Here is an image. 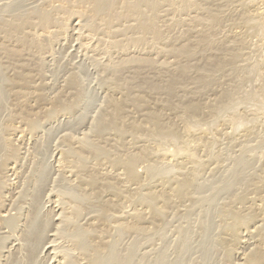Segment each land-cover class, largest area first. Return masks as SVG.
<instances>
[{
	"label": "rangeland",
	"instance_id": "obj_1",
	"mask_svg": "<svg viewBox=\"0 0 264 264\" xmlns=\"http://www.w3.org/2000/svg\"><path fill=\"white\" fill-rule=\"evenodd\" d=\"M137 1L140 2L143 0H118L115 6L116 7L115 10H117V13H119L121 10L123 12V7H122L123 4H125L126 2L133 3ZM145 1H147V3L149 4H152L155 7H153L152 9V7L150 8V6L149 7L144 6L142 8V14H141L142 17H139L140 15H138V17L136 15L124 16V18L122 19L123 21L120 20L122 22L109 20L107 19L106 16L105 18L104 15H102L103 14L102 12L98 13V15H96V18L91 17L94 16L91 12V10H93V5L88 0H78V1L77 0H1L0 1V8H1L0 9V21H1L0 22V91H1L0 92V212H2L1 209H5V210L7 209V211L9 212L8 215L10 216L9 218L12 217L15 218L19 216L16 215L17 212L19 214V211L16 208L17 203L21 199L18 197L19 193L21 192L22 188H26L25 182L26 180H28L27 179L28 176L30 177V173H33L35 168L40 166V164L48 163L49 165L48 172L50 174V177H49L48 191H50V189L53 190L52 188H55V186L59 185L60 188L63 186H66L65 188H71L73 192L75 191L74 195L80 192V190L78 189L80 183L76 182L78 180H75V176L71 175L72 176L71 177V176H67V173L65 175L61 173L57 168V162L60 161L61 159L60 155L64 151L70 149H75L78 151L79 149H82V146L81 148H79L80 143L88 142L90 145L85 148L86 152L84 151L82 152V155L84 157L83 159L85 160L82 159L84 161L83 165H82L83 161L82 160L80 161L82 165V169L78 170L80 171V174L78 173V171L76 170L75 171L78 173L81 179L83 178L84 181L88 180L90 176L93 174H95L96 179L98 178L97 180L100 181V184L109 181L112 184L110 186L112 190L110 191L109 189V191L112 193L109 194L105 193L106 194L105 195L103 192L99 190L92 196V199L90 200L84 199L83 201L86 200L84 203L82 201L84 210L81 211L82 213H80L81 215L78 218V221L81 222L79 224L84 226V228L86 225L87 226L89 225V222H91V218L93 219L92 215L93 214L96 215V213L93 212H91L92 214H89L90 210H92V207L93 210H95V208H97L95 206L99 205L98 203L101 204V201L104 200L105 203L106 201H110L111 199H113L114 206L111 205V207L113 208H108L111 209L110 211L108 210V212L101 211L100 213L102 215V212L104 213L106 212L105 213L106 220H108L109 223L106 224V227L110 228L111 230L110 233L109 230L106 228L108 231L107 233L110 234L109 236L107 235L108 236L107 241L109 240L110 243H114V241L118 242L120 240L118 243L115 242L117 247L116 250L120 251L122 249L121 252L123 254L126 253L127 249L130 246L131 248H133V250H135L136 248L135 245L139 243L140 245H138V247L139 249L141 248L140 253L147 252L148 253L147 255L153 258L156 255L155 254L156 251L159 253L160 252L167 253V255L170 256L169 259L171 263H173V261L176 260V257L178 255L177 251L181 247L180 245L184 244L185 246V242L188 240L187 241L188 244L186 242L187 244L186 248L188 247V245L189 247L187 249L184 248L185 249L183 254L184 258L181 259L182 261H180L182 263L184 260L182 264L243 263V261L240 258L241 257L240 253L242 252L250 253L251 251H253V249H255V245H256L255 230L257 227H261L262 224L260 221H258V219L250 222L249 225L247 226L248 227L247 229H249L250 231L249 234H247L248 232H245L247 231L246 229H240L239 231L240 238L245 239L247 243L244 245L241 243L237 246L234 245L235 247H232V250L229 251L228 249H226L227 248L226 243L223 244L222 242L223 239L224 242L230 241L229 239H231V237L229 238L228 237L229 235H227L225 232H226L227 224L231 223L232 221L229 219L227 215L224 214V211L230 207L236 206L238 210L241 211V213L244 211L242 214H245L247 211H249V213H254L255 211L258 210L261 204L260 202H255L256 192L254 191H256V189L254 188V185L251 184V182L252 183L257 182V178L259 179L264 168V115H263L264 109H262L263 112H260L261 109L257 111L258 108L256 106L250 105L247 102H245L247 101L245 99L249 95L252 94L254 95L255 92L259 94L261 91V87L264 84L263 82L264 76L262 77L264 72V67H263L264 65L262 60H264V57H262L261 54L258 53L259 52L258 45L260 44L259 41L260 38L258 36L251 37L249 39L247 38L246 39L247 41L245 40L244 41L245 43H242L243 39L241 37L239 38L237 37V34L239 32L244 31L241 28L242 26L241 18L243 15L242 12L243 10L241 9L239 2L241 0H192L193 2L195 1L197 4H199V9L185 7L183 3L184 0H169V1L145 0ZM188 1L190 2V0ZM212 11L217 12L220 19V22L215 26L210 27L208 24L200 25L199 23L195 22L196 20L194 18L196 17L206 22L209 13ZM43 12H48V14L50 15L52 21H51V28L49 30L51 31L49 33L50 35L48 34V37L47 36L44 38L40 37L42 38L40 39L38 36H40V33L41 34L44 33L43 30L41 29V24L40 21L38 20L39 18L37 17V15ZM147 15L149 17H146ZM16 18L18 21L15 23ZM146 20L149 22L148 23L149 28L146 31H140L139 29L140 24L146 22ZM150 22H152V24ZM92 24L93 26H90ZM101 25H103V27H101ZM153 25L155 26L156 29L158 28L157 30L160 33V38L158 39L155 37L154 29H151L154 28ZM14 27L17 28L19 27V29L16 32L14 31L13 33L12 32L10 33V31H13L12 29ZM202 33H209V35L211 36L210 39H213L211 40L212 45L204 50H195V52H193L194 54L191 57V62L190 60L186 61V59H183L181 60V63H187V62L192 63L193 66L200 68L206 63L205 62L206 59L213 60V61L210 60V62H217L220 60L224 61V66L222 68L224 72L222 70L213 71L212 73L214 72L215 73L214 75L211 73L212 78L210 77V80L212 81L211 83L209 82L208 86L198 87L193 83V79L198 78L200 76V72L193 70L189 74V76L187 75V77L183 80V84L181 85L183 89L181 90L179 89L174 97H170L169 95H167L165 91L155 92L147 88L139 87L140 84L142 83L140 81L146 79L156 84L165 85V82L168 80L169 76L172 73L176 72L175 71V69L177 70L176 64L180 61V59H177L172 55V51L174 49L180 48L182 45L185 44H195V42H197L198 39H200L199 37ZM22 37L27 38L28 45L20 49V47H18L19 45L18 39H21ZM34 38L36 40H34ZM102 38L104 41L102 40ZM223 47H224V51H223ZM231 53L237 55V57L239 58L237 59L238 61H236L235 66L234 65L232 66L230 63L227 62L229 61L228 59L230 58ZM127 59L129 60L147 59L149 61L151 59L152 63L147 65L142 61L141 63L134 61V63L136 62L134 64L133 61H131L127 64H123V62H125V60ZM117 66H121L120 67L121 72L119 71V75H118L119 78L117 77V79L124 80L125 83H124V87H122L123 89L116 90V87L112 82L113 77L111 75V71L114 67ZM157 67L159 69H157ZM107 69L108 70L111 69V70L108 71ZM227 72L228 74H226ZM258 73L261 76V78L258 76ZM18 74L29 75L28 77L31 80V81L29 80L30 85H34L35 87H37V90L40 93H42L47 99L45 104H42V102L38 99V97H36V95H31L28 98L25 97L19 98L18 96L15 95L14 93L15 90L13 88L14 87L13 80H15V76ZM72 77L76 78V86L73 87L70 85V80ZM228 81L231 82V83L229 82L231 85L228 84ZM242 83L244 86H241ZM225 93L228 94L230 93V95L235 100H237L236 101L237 105L235 108L229 109V112L230 113L232 112V115H230L227 109L226 112L229 114H226L224 112L223 116L234 117L235 115H239L247 118L248 115L249 119L247 118L248 119L246 120L247 124L243 128L233 127L232 122L234 120H222L224 117L222 118L213 117L210 113L206 112V114L203 116L204 120H200L198 122L199 123L198 127H201L202 131L205 130L204 132H206L208 130V132L206 133L201 132L200 133L201 136L199 135V133L196 135L193 134L186 135V133L184 132L183 124L181 123L180 120H176L175 115L179 114V112L174 111L175 113H171L172 114L171 115L170 112L164 111L165 113L168 114L164 118V120H162L163 123L166 124L165 126L171 129L178 130L184 137V140H194L196 138L202 137L203 140L202 146L204 147L202 148H198L196 146L190 147L191 150H193L191 152L197 157L199 156L198 158L200 161L202 160V163L199 166L200 168H198L197 176L194 180L193 186L190 189L187 198L174 199L175 201L173 203L175 204L174 205L175 207L173 206V204H171V206L166 208L167 210L165 209V211L164 210L162 211V214L160 213V216L151 215L150 212L147 213L149 210L144 206L140 205L141 200L139 201L138 199H140V197L142 198L143 194L150 191L149 190L150 186L154 187L159 183L158 180H160L159 177L160 170H168V168L170 167L169 168L170 171L168 170L167 176L171 179L172 177L179 175L178 174L179 167L177 166L175 167L176 162L173 163L171 159L164 161V159L161 160L162 158L159 159L154 157L156 156L158 144L160 145L161 142L157 141L159 139L153 140L152 137H150L149 128L151 130V127L146 122V120L140 119V117L137 114V111L133 109L135 111L133 112L132 108L130 109L129 107L130 101L132 102L133 100H136L135 98H137L138 99L137 103L139 102V104L142 106V107L139 106L140 108H144L146 105H150L152 103H157V102L160 105H166V103L168 104V102H172L175 105L181 106L183 104H186L190 100L200 101L202 104H206V103L215 104L216 102H219L223 98ZM220 96H222V98ZM235 96H237V99L235 98ZM242 96L244 97L241 100L240 97ZM119 97L120 99L126 101L127 103L126 105L128 107L126 106L127 109L125 108V114L123 116L124 121L118 120L117 122L118 125L122 128V125L125 124L123 125L122 130L124 129L125 131H128L134 125H139V123H141L139 126L142 127L144 123L146 127L143 126L142 131L138 134L142 142L138 141L140 140L138 138L131 137L128 132L127 134L125 133L124 136H120L119 135L120 132L118 131L113 132V130H110L109 132L106 131L105 128L103 127L105 121L103 120L104 119L103 116H105V114L109 111L110 108L109 101H111V99H117ZM129 97L132 100L129 99ZM72 105H75V107H73ZM68 106L71 108V110L66 109V107ZM178 110L181 111L180 108H178ZM44 111L46 113H44ZM162 112L163 110H161V113ZM164 112L162 114H165ZM258 113H259V117H254L255 114ZM29 123L34 125V128H30V130L33 131L29 130L28 128ZM250 128L251 131H249ZM18 129L21 131L23 129L24 131L21 132L18 131ZM14 130H16L15 133L12 136H10L12 134L11 132H13ZM204 134L206 135L204 136ZM116 135H119V137H117ZM8 140H11L10 141L12 143L11 149L8 148L7 145ZM67 140H71V143ZM165 145L168 152H170V154L175 153L177 149L179 150L181 147H183V144L181 145L178 144L177 146H175L173 144L167 143ZM153 147L155 148V150ZM143 151H147L149 155L147 157L146 156L142 157L143 155H141V153ZM105 153L106 155L107 154L109 155L110 160L125 161L133 155H138V157L141 156L142 158L141 157H140L141 159L139 158L140 160L138 162V165H136L135 167V170L137 171V172L135 171V173H138L137 175L139 176L138 182L134 183L129 181L130 183L129 182L126 183V180H124L123 183V181L117 179L116 177L118 173V168L116 170V168H113V166H111V164L106 162V160L104 159L102 161H104L105 164L102 163L101 161ZM158 159H159L158 162L155 161ZM237 160L243 161L244 163L243 171L240 168L241 166L237 168L238 171H234L236 170L235 165L237 164ZM4 161L5 163L9 161L8 165L16 161L17 164L16 162L15 164L17 167L16 169L18 171V175H13L14 173L8 170H5V173H3V169H1V165L4 163ZM107 163L108 165H106ZM157 165H159L160 167ZM163 165L166 167H164ZM155 166L157 169H159V173L155 175H151L149 172L148 174L147 171H149L152 167ZM188 166L191 167V165ZM256 168L259 169L256 170ZM208 172L210 173L208 174ZM169 173H171V176ZM238 173H242L241 177L243 184L241 182L240 183L238 182L240 186L235 179L231 178V177L236 178L237 177L236 175H238ZM11 174L13 177L11 176ZM82 174L84 175V177ZM184 174L183 176H181L182 178L184 177ZM63 177H65V179L68 180V182L70 179H68L67 177L69 178L71 177V181L72 182L74 181V184L72 183L70 185V183L69 184L65 182L63 183V181L61 180V178ZM73 177L74 180H72ZM228 178L235 180L234 182L229 179L230 183H232V189L230 191H225L224 192L225 194L224 193L222 194L224 190L222 192L221 191L216 192L215 188L218 187V185H220L221 182L226 181ZM245 178L247 180H245ZM58 180L60 182L62 181L61 184H59ZM17 182L20 186V189H16L17 191L14 189L16 192H13L11 196H8V193H6L8 188V183L10 184ZM53 183L55 185H53ZM18 184L16 185L17 188H18ZM233 185L235 186L233 187ZM245 186L247 188H245ZM233 188H234V192L232 193L233 194L232 195L231 192L233 191ZM119 191L122 192L121 193L122 195L125 194L123 196L126 197L124 198L123 201L116 202L112 194L114 195V193H119ZM214 191L216 193H214ZM17 192L18 194H15ZM139 193L141 196L138 195ZM81 194L78 193L76 197L79 196L80 199H82ZM238 194L239 196L237 198H240V196L242 198H247L245 202L246 204L244 203L246 206L243 204V208L241 205H236V202H234ZM48 195L50 196L49 198L47 196L45 199L46 208L43 210V214L45 213V210L49 208V205H51V203L48 204L49 200H47V198L48 199L52 198L54 201L57 199L55 192L54 194H49L48 192ZM100 196L102 198H100ZM6 197H8L9 199ZM248 199L250 201H248ZM250 202L251 203L253 202L252 205L250 204ZM23 204L21 205H23L25 208L22 206V208L24 209L21 211L20 214V216H22L21 217L22 219H23L22 212L26 211V209L28 208V205L27 204L25 205V202ZM252 208L254 210H252ZM139 209H141L140 213H142V211H145L147 209L142 214L144 216L145 215L147 216L148 214L149 217H151V220L153 216V221L156 220L155 223L152 224V226H151L150 218L146 220V223L150 224V225L146 224V227L148 226L147 233L141 234L138 237L137 236L138 234H135L134 231L122 230L123 231L122 233V231L119 230V228L117 227V224L114 225V220L117 221L118 219L121 218L126 219L127 220V221L125 220L126 222H131L133 219V215L135 214L134 212L135 211L139 212ZM118 211L120 213L122 212L121 213L122 217L120 216V213ZM104 213L103 216H105ZM108 213H110V218L107 217L109 216ZM130 216H132V218H130ZM111 218H113L114 220ZM22 219L19 220V224H18L19 227L17 226L18 228L15 231L8 229L7 225L8 224L11 225L12 222L6 223L5 221L0 220V237H4V239H0V250L6 246L4 248V251H7L8 250L7 248L11 246L10 243L14 240V237L17 238L20 235V229H22L21 225H23ZM206 219L209 220V223L208 222L205 223ZM87 220L90 221L88 222ZM229 220L230 222H227ZM163 222H165V224H163ZM166 224L167 226H165ZM207 224H208V228H207ZM149 227L151 229H149ZM178 227L180 229H178ZM187 229L189 230V232ZM194 231L195 233H197L196 235H194L195 234ZM124 232H126L125 233L126 235L124 234ZM18 233L19 235H17ZM117 237L120 238L117 239ZM184 237L187 238V240ZM91 238L92 236L88 237L90 241ZM177 239L180 240L181 242H183V240L185 241L181 243ZM59 244H61V242ZM193 245L194 248H192ZM223 247L225 248V250ZM202 252L206 254L205 259L202 256L203 255ZM185 259L187 260L185 261ZM206 260H208V262ZM1 263L3 262L0 261V264Z\"/></svg>",
	"mask_w": 264,
	"mask_h": 264
},
{
	"label": "bare ground",
	"instance_id": "obj_2",
	"mask_svg": "<svg viewBox=\"0 0 264 264\" xmlns=\"http://www.w3.org/2000/svg\"><path fill=\"white\" fill-rule=\"evenodd\" d=\"M1 1V0H0ZM78 1V0H77ZM89 2H91V4L93 5V10H91L92 14L94 16L91 17H95L96 15H98V13L102 12L104 15V17L106 16L107 19L109 20H115V21H120L124 18V16H132V15H136L138 17V15H140L139 17H142V8L145 7H155L152 4L147 3V1L143 0L140 2H126L125 4L122 5L123 7V12L122 10L117 13V10H115V6L118 2V0H88ZM169 1V0H166ZM51 2V1H50ZM204 2V1H203ZM236 2V1H235ZM240 2V7L243 10V15L241 18V23L242 26L241 28L244 30L243 32H239L237 34V37H241L243 39L242 43H245L244 41L248 38L251 37H256L258 36L260 38V44L259 46V52L261 54L262 57H264V0H241ZM8 3V2H7ZM6 3V4H7ZM12 3V2H11ZM27 3V2H26ZM184 6L185 7H191V8H198L199 9V4H197L195 1L193 2L192 0H190V2L188 0H184L183 1ZM122 4V3H121ZM18 5V4H17ZM35 5V4H34ZM32 5V6H34ZM37 5V4H36ZM59 5V4H58ZM152 5V6H151ZM235 5V4H234ZM238 5V3H237ZM40 6V5H39ZM52 6V5H51ZM183 7V6H182ZM184 7V8H185ZM1 9V8H0ZM35 9V8H34ZM46 9V8H45ZM79 9V8H78ZM206 9V8H205ZM61 10V8H60ZM146 10V9H143ZM150 10V9H149ZM148 10V11H149ZM204 10V9H203ZM207 10V9H206ZM155 12V11H154ZM158 13V12H157ZM222 14V13H221ZM17 15V14H16ZM101 15V16H102ZM145 15V14H144ZM100 16V15H99ZM37 17L39 18L38 20L40 21L41 24V29L43 30L44 34L40 33V37H48V34L50 33L51 30H49L51 28V18L50 15L48 14V12H43V13H39V15H37ZM52 17V16H51ZM105 17V18H106ZM145 17V16H144ZM143 17V18H144ZM146 17H149L148 15ZM82 18V17H81ZM98 18V16H97ZM102 18V17H101ZM235 18V17H234ZM129 19V18H128ZM146 19V18H145ZM200 25H204V24H208L210 27L215 26L216 24H218L220 22L219 16L217 14V12H210L208 19H206V22L198 17L194 18ZM21 20V19H20ZM100 20V19H99ZM190 20V19H189ZM17 18L15 23L17 22ZM86 21V19H85ZM123 21V20H122ZM120 21V22H122ZM153 21V19H152ZM1 22V21H0ZM143 22V21H142ZM82 23V22H81ZM118 23V22H117ZM148 21L146 20V22H143L140 24V31H146L149 26H148ZM152 24V22H150ZM162 23V22H161ZM189 23V22H188ZM90 24V22H89ZM110 24V23H109ZM112 24V23H111ZM79 25V24H78ZM113 25V24H112ZM90 26H93L90 25ZM152 26V25H151ZM154 26V25H153ZM80 27V26H79ZM101 27H103V25H101ZM111 27V25H110ZM162 27V26H161ZM128 28V27H127ZM223 28V27H222ZM19 29V27H14L12 30L10 31V33L12 32H16ZM89 29V27H88ZM93 29V28H92ZM114 29V28H113ZM124 29V27H123ZM154 34L155 37L158 39L160 38V33L158 32V28L156 29L155 26L154 28ZM150 29V30H151ZM202 29V28H201ZM212 29V28H211ZM220 29V28H219ZM238 29V28H237ZM121 30V29H120ZM177 30V29H176ZM109 31V30H108ZM153 31V30H152ZM204 31V30H203ZM210 31V30H209ZM217 31V30H216ZM227 31V29H226ZM24 32V31H23ZM26 32V31H25ZM173 32V31H172ZM176 32V31H175ZM80 33V32H79ZM102 33V32H101ZM108 33V32H107ZM188 33V31H187ZM216 33V32H215ZM237 33V32H236ZM16 34V33H15ZM38 34V33H36ZM54 34V33H53ZM25 35V34H24ZM31 35V34H30ZM35 35V34H34ZM50 35V34H49ZM90 35V34H89ZM111 35V33H110ZM179 35V34H178ZM177 35V36H178ZM199 35V34H198ZM10 36V35H9ZM19 36V35H18ZM32 36V35H31ZM30 36V37H31ZM52 36V35H51ZM88 36V35H86ZM132 36V35H131ZM138 36V35H137ZM170 36V35H169ZM181 36V35H180ZM197 36V35H196ZM221 36V35H220ZM33 37V36H32ZM116 37V36H115ZM210 35L209 33H202L200 35V39H198L197 42H195V44H185L182 45L180 48L174 49L172 51V55L177 58L180 59V61L176 64L177 66V70L175 69V73H172L168 80L165 82V85H160V84H156L153 83L149 80H142L140 82H142L140 84L139 87L141 88H147L151 91H155V92H159V91H165L167 93V95H169L170 97H174L175 94L177 93V91L180 89H183V87H181V85L183 84V80L187 77V75L189 76V74L194 70H196L197 72H200V76L198 78L193 79V83L195 85H197L198 87H205L209 85V82L211 83L212 80H210L211 73L213 71H217V70H222L223 66H224V61H217V62H210V60L206 59V63L202 66V67H195L192 65V63H181V60L186 59V61L191 62V57L194 54L193 52H195V50H204L206 48H209L212 45V41L213 39H210ZM219 37V36H218ZM36 38V37H35ZM34 38V40H36ZM87 38V37H86ZM122 38V37H121ZM177 38V37H176ZM190 38V37H189ZM29 39V37H28ZM42 39V38H40ZM49 39V38H48ZM114 39V38H112ZM111 39V40H112ZM179 39V37H178ZM38 40V39H37ZM55 40V39H54ZM65 40V39H64ZM103 40V38H102ZM110 40V41H111ZM119 40V39H118ZM189 40V39H188ZM27 38L22 37L21 39H18V47L24 48L26 47V45H28L27 43ZM30 41V40H29ZM77 41V40H76ZM89 41V40H88ZM99 41V40H98ZM104 41V40H103ZM156 41V40H155ZM159 41V40H158ZM183 41V40H182ZM247 41V40H246ZM36 42V41H35ZM79 42V41H78ZM187 42V40H186ZM217 42V41H216ZM224 42V41H223ZM222 42V43H223ZM38 43V42H37ZM40 43V42H39ZM145 43V42H144ZM241 43V44H242ZM41 44V43H40ZM39 45V44H37ZM250 45V44H249ZM82 46V45H81ZM217 46V45H216ZM222 46V45H221ZM4 47V46H3ZM150 47V46H149ZM163 47V45H162ZM219 47V46H218ZM249 47V46H248ZM7 48V47H6ZM5 48V49H6ZM74 48V47H73ZM87 48V47H86ZM100 48V47H99ZM105 48V47H104ZM112 48V47H111ZM169 48V47H168ZM171 48V47H170ZM34 49V48H33ZM58 49V48H57ZM81 49V48H80ZM93 49V48H92ZM91 49V50H92ZM95 49V48H94ZM125 49V48H123ZM166 49V48H165ZM228 49V48H227ZM7 50V49H6ZM9 50V49H8ZM26 50V49H25ZM28 50V49H27ZM35 50V49H34ZM67 50V49H66ZM168 50V49H167ZM220 50V49H219ZM17 51V50H16ZM68 51V50H67ZM78 51V50H77ZM223 51H224V47H223ZM227 51V50H226ZM225 51V52H226ZM243 51V50H242ZM245 51V50H244ZM7 52V51H6ZM150 52V51H149ZM204 52V51H203ZM222 52V51H221ZM5 53V52H4ZM23 53V52H22ZM36 53V52H35ZM102 53V52H101ZM166 53V52H165ZM11 54V53H10ZM80 54V53H79ZM107 54V53H106ZM105 54V55H106ZM156 54V53H155ZM197 54V53H196ZM195 54V55H196ZM255 54V53H254ZM12 55V54H11ZM14 55V53H13ZM104 55V56H105ZM165 55V54H164ZM87 56V55H86ZM90 56V55H89ZM96 56V55H95ZM103 56V57H104ZM220 57V56H219ZM222 57V56H221ZM247 57V56H246ZM144 58V57H143ZM158 58V57H157ZM210 58V57H209ZM213 58V56H212ZM257 58V57H256ZM137 59V58H135ZM139 59V58H138ZM159 59V58H158ZM237 59H239L237 57V55L235 54H230V58L228 59L229 61H227L228 63H230L232 66L236 65V61H238ZM250 59V58H249ZM88 60V59H87ZM169 60V59H168ZM110 61V60H109ZM133 61H137V62H144L147 65L151 64V59L149 60H132V59H127L125 60V62H123V64H127L129 62ZM154 61V60H152ZM167 61V60H166ZM213 61V60H212ZM252 61V60H251ZM263 61V65H264V60ZM115 62V61H113ZM156 62V61H155ZM154 62V63H155ZM106 63V62H105ZM136 63V62H135ZM134 63V64H135ZM175 64V63H174ZM173 64V65H174ZM226 64V63H225ZM259 64V62H258ZM164 65V64H163ZM169 65V64H168ZM227 65V64H226ZM75 67V66H74ZM109 67V66H108ZM120 67L121 66H117V67H112V71H111V75H112V82L117 89H123L122 87H124V80H119L117 79V77L119 78V71H120ZM127 67V66H125ZM139 67V66H138ZM145 67V65H144ZM151 67V66H150ZM257 67V66H256ZM262 67V65H261ZM264 67V66H263ZM110 69V70H111ZM157 69H159L157 67ZM243 69V68H242ZM258 69V68H257ZM95 70V69H94ZM108 70V69H107ZM108 70V71H110ZM156 70V69H155ZM30 71V70H29ZM141 71V70H140ZM223 71V70H222ZM253 71V70H252ZM107 72V71H106ZM121 72V71H120ZM224 72V71H223ZM251 72V70H250ZM254 72V71H253ZM257 72V71H256ZM35 73V72H34ZM44 73V72H43ZM101 73V72H100ZM196 73V72H195ZM215 73V72H214ZM214 73H212L214 75ZM217 74V73H216ZM228 74V72L226 73ZM252 74V73H251ZM255 74V73H254ZM262 74V73H261ZM142 75V74H141ZM244 75V74H243ZM29 75L26 74H18L15 76V80H13L14 82V93L16 96H18L19 98H28L31 95H36V97H38V99L42 102V104H45L47 99L45 98V96L40 93L37 90V87H35L34 85H30L29 82ZM258 76L261 78V76L258 73ZM264 76V72L262 77ZM133 77V76H132ZM228 77V76H227ZM219 78V77H218ZM217 78V79H218ZM239 78V77H238ZM134 79V78H133ZM257 79V78H256ZM190 80V78H189ZM222 80V79H221ZM224 80V79H223ZM31 81V80H30ZM62 81V80H61ZM260 81V79H259ZM230 81H228V84ZM237 82V81H236ZM240 82V81H239ZM264 82V81H263ZM62 83V82H61ZM64 83V82H63ZM66 83V82H65ZM187 83V82H185ZM254 83V82H253ZM46 84V83H45ZM48 84V83H47ZM96 84V83H95ZM192 84V83H191ZM227 84V83H226ZM70 85L76 86V78L72 77L70 80ZM217 85V84H216ZM231 85V84H230ZM241 85V84H239ZM247 85V84H246ZM196 86V87H197ZM223 86V85H222ZM225 86V85H224ZM238 86V85H237ZM241 86H244L243 83ZM200 87V88H201ZM210 87V86H209ZM261 87V86H260ZM259 87V88H260ZM9 88V87H7ZM96 88V87H95ZM189 89V88H188ZM196 89V88H195ZM219 89V88H218ZM225 90V89H224ZM228 90V89H227ZM251 90V89H250ZM99 91V90H98ZM122 91V90H120ZM1 92V91H0ZM59 92V91H58ZM124 92V90H123ZM225 92V91H224ZM255 92V91H254ZM253 92V93H254ZM249 93V92H248ZM119 94V93H118ZM208 95V94H207ZM223 95V92H222ZM238 96V95H237ZM237 96H235V98L237 99ZM241 96V93H240ZM247 96V95H246ZM74 97V96H73ZM116 97V96H115ZM118 97V96H117ZM222 98V96H220ZM244 96L240 97V99L242 100ZM78 98V97H77ZM125 98V97H124ZM135 98V97H134ZM72 99V98H71ZM111 99V98H110ZM129 99H131L129 97ZM136 100H133L132 102L130 101V109L132 108V110L134 109L135 111H137L138 116L140 117L141 120H146V122L149 124V126L151 127V130L149 128V133H150V137H152L153 140L159 139L157 141L161 142L160 145L158 144L157 147V152H156V158H159L161 160L164 159V161L171 159L174 162H176L175 167H179L178 170V174L174 177H172L171 179L167 176L168 175V170L170 171V167L168 168V170H160L159 173V169L155 167H152L149 171H147V173L151 175H155L159 173V177L160 180L159 183L152 187L150 186L149 190L147 193L142 195V198L140 197V199H138L140 201V205L144 206L145 208H147L149 211L147 213H151V215L154 216H160V213L162 214V211L166 208H168L169 206H171V204H173V206L175 205L173 202L175 201L174 199H185L187 198V196L189 195V191L193 186L194 180L197 176L198 173V168H200V164L202 163V160H199V156L197 157L196 155H194L191 151L192 146H196L198 148H202L204 146L203 145V140L202 137L196 138L194 140H184V137L182 136V134L176 130V129H171L167 126H165L166 124L163 123L162 120H164V118L168 115L166 112H170L171 113H175L174 111H178L179 114H176V120H180L181 123L184 126V132L186 133V135H196L202 132V133H206L208 132V130L206 132L202 131L201 127H198L199 125V121L200 120H204V115L207 113H210L213 117H224L222 120H234L232 122L233 127L235 128H243L244 126H246L247 122L246 120H248V115L247 118L244 116H239V115H235L234 117H225L224 112L226 114H229V109H233L236 107L237 105V100H235L230 93H225L223 98L219 101L216 102L215 104L212 103H206V104H202L200 101H196V100H190L189 102H187L186 104H183L181 106L179 105H175L172 102H168V104L166 103V105H160L157 103H152L150 105H146L144 108H140L142 107L139 102L137 103V98H135ZM169 99V98H168ZM128 100V99H127ZM132 100V99H131ZM177 100V99H176ZM245 100V102H247L250 105H254L257 108V111L261 109L260 112H263L262 109H264V84L261 87V91L260 93H256L253 95H249ZM44 102V103H43ZM110 102V108L109 111L105 114V116H103V120L104 121V128L106 131L113 130V132H120L119 135L120 136H124L125 133L127 134V132L130 134L131 137L134 138H139L138 134L142 131L143 126H139L141 123H139V125H134L131 129H127L128 131H125L123 128V124L122 128L118 125V120H123L124 121V114H125V108L127 109V103L125 100L117 98V99H111ZM241 102V101H239ZM243 102V101H242ZM139 104V105H138ZM149 104V103H148ZM73 107H75V105H72ZM127 106V107H126ZM140 106V107H139ZM167 107V108H166ZM14 108V107H13ZM43 108V105H42ZM178 108H180L181 111L178 110ZM67 110H71V108L68 106L66 107ZM177 109V110H176ZM228 109V112H226V110ZM63 110V109H62ZM133 110V112H135ZM161 110H163V112L165 114L161 113ZM235 111V109H234ZM233 111V112H234ZM127 112V110H126ZM237 112V111H236ZM239 112V111H238ZM44 113H46L44 111ZM246 113V112H245ZM248 114V113H247ZM261 114V113H260ZM71 115V114H70ZM131 115V114H130ZM163 115V116H162ZM172 115V114H171ZM230 115H232V112L230 113ZM264 115V114H263ZM49 116V115H48ZM252 116V115H251ZM250 116V118H251ZM173 117V116H172ZM253 117V116H252ZM254 117H259V113L255 114ZM52 118V117H51ZM8 119V118H7ZM211 119V118H210ZM256 119V118H255ZM135 120V119H134ZM262 120V119H261ZM11 121V120H10ZM122 121V122H123ZM137 121V120H136ZM207 121V120H206ZM120 122V121H119ZM250 122V121H249ZM262 122V121H261ZM124 123V122H123ZM135 123V121H134ZM180 123V124H181ZM181 124V125H182ZM230 125V124H229ZM213 126V125H212ZM248 126V125H247ZM146 127V126H145ZM29 130L30 128H34L33 124L29 123L28 126ZM126 128V127H125ZM148 129V127H147ZM179 129V128H178ZM204 129V128H203ZM215 129V128H214ZM12 130V129H11ZM42 130V129H41ZM216 130V129H215ZM16 130H14L13 132H11L12 134L10 136H12L15 133ZM18 131H21L18 129ZM22 131H24L22 129ZM21 131V132H22ZM33 131V130H30ZM212 131V130H211ZM217 131V130H216ZM240 131V130H239ZM251 131V128L250 130ZM248 131V132H249ZM244 132V131H243ZM247 132V133H248ZM19 133V132H18ZM259 133V132H258ZM23 134V133H22ZM208 134V133H207ZM211 134V133H210ZM209 134V135H210ZM260 134V133H259ZM119 135H116L117 137H119ZM149 135V134H148ZM206 134H204L205 136ZM71 136V135H70ZM201 136V135H200ZM24 137V136H21ZM193 137V136H192ZM220 137V136H219ZM12 138V137H11ZM17 138V137H16ZM103 138V137H102ZM191 138V137H190ZM10 139V138H9ZM14 139V138H13ZM95 139V138H94ZM98 139V138H97ZM148 139V138H147ZM137 140V139H136ZM145 140V139H143ZM231 140V139H230ZM11 140H8V148L11 149L12 147V143L10 142ZM71 143V140H67ZM85 141V139H84ZM141 141L142 140H138ZM148 141V140H146ZM255 141V140H254ZM49 142V141H48ZM238 142V141H237ZM236 142V143H237ZM167 143L173 144L175 146H177L178 144H183V147H181L179 150L177 149V151L173 154H170V152H168L166 145ZM209 143V142H208ZM229 143V142H228ZM35 144V143H34ZM74 144V143H73ZM212 144V143H211ZM72 145V144H70ZM90 144L88 142L85 143H80V147L82 146V149H79L78 151L75 149H70L67 151H64L63 153H61V159L60 161L57 162V168L58 170L63 173L64 175L67 173V176H75V180H78L76 182L80 183V186H78V189L80 190V192L78 193H82L81 194V198L77 196L78 193L75 194V191L73 192V190L71 188H65L66 186L63 187H59L55 186V188H52L53 190L50 189V191H48V185H49V177L50 174L48 172V163L46 164H40V166L36 167L33 173H30V177L28 176V180H26V188H22L21 192L19 193V198H21L19 200V202L16 205L17 210L19 211L16 213V215L18 217L15 218H9L10 216L8 215L9 212L7 211V209H1L2 212H0V220L1 221H5L6 223L8 222H12L11 225H7L8 229L15 231L19 226V220H21L22 216H20L21 211L25 208L23 205V203L25 202V205H28V208L26 209V211H23L22 215H23V225H21L22 229H20V235L19 233L17 235H19L17 238L14 237V240L10 243L11 246H9V248H7V251H4V248L0 250V261L3 262L1 264H180L182 261L181 259L184 258L183 254H184V248H186L187 244H188V240L187 238H185L187 241V244L185 242V246L184 244L180 245L179 250L177 251L178 255L176 257V260L173 261V263H171L169 257L167 255V253H163V252H157L156 251V255L155 257H150L148 256L147 252L145 253H140L141 252V248L139 249L138 245H140L139 243L136 246L135 250H133V248H131V246L127 249L126 253H122L121 250H116V243H118L117 241H114V243H110L108 239V236L110 234H108L107 229L109 230V232L111 231L110 228L106 227V224L108 223V220H106V215L105 213L108 212V210L110 211L111 209L108 208H113L111 207V205L114 206V201L113 199H111L110 201H106L104 203V200L101 201V204L98 203L99 205H96L95 210H90L89 214L96 213L92 215L93 219L91 218V222H89V225L82 226L80 221H78V218L80 217V213H82L81 211H83V204L82 201L84 199H92V196L98 192L99 190L101 192L105 193H112L110 192L112 189L110 188V186L112 185L109 181H106L102 184H100V181L96 179L95 174L91 175L90 178L88 180H83V178L81 179V177H79L78 173L80 174V171L82 169V165L84 163L83 159V155L82 152H86L85 148L88 147ZM213 145V144H212ZM18 146V145H17ZM45 146V145H44ZM79 146V145H78ZM115 146V145H114ZM117 147V146H116ZM213 147V146H212ZM139 148V147H138ZM154 148V147H153ZM214 148V147H213ZM120 149V148H119ZM241 149V148H240ZM58 150V149H57ZM99 150V149H97ZM155 150V148H154ZM24 151V150H23ZM44 151V150H43ZM150 151V150H149ZM11 152V151H10ZM34 152V151H33ZM106 152V151H105ZM141 152V150H140ZM29 153V152H28ZM99 153V152H98ZM123 153V152H122ZM121 153V154H122ZM3 154V153H2ZM84 154V153H83ZM96 154V152H95ZM120 154V155H121ZM33 155V154H32ZM103 155V154H102ZM106 153L103 155L101 161L104 159L106 160V162H108L109 164H111V166H113V168H118V173H117V179H119L120 181L126 180V183L131 181L134 183H137L139 180V176L137 175L138 173H135V167L136 165H138L139 160L144 157V156H148L149 154L147 153V151H143L141 153V155H143L142 157L138 155H133L130 158H128L127 160H110L109 155L106 157L105 156ZM11 156V155H10ZM38 156V155H37ZM105 156V157H104ZM241 156V155H240ZM100 157V156H97ZM141 157V158H140ZM152 157V156H151ZM150 157V158H151ZM140 158V159H139ZM83 159V160H82ZM155 160V161H159ZM17 160V159H16ZM82 165H81V162ZM160 160V161H161ZM11 161V159H10ZM19 161V160H18ZM162 161V162H164ZM9 162V161H8ZM8 162L4 163L1 165V169H3V173H5V170L11 171L14 174L13 175H18V171H17V167L15 162L11 163L10 165H8ZM154 162V161H153ZM156 162V164H157ZM161 162V163H162ZM170 162V161H169ZM102 163L105 164L104 161H102ZM108 163L106 165H108ZM155 163V162H154ZM91 164V163H90ZM160 164V163H159ZM243 161L242 160H237V164L236 166V170L234 171H238L237 168L239 166H241L240 168L243 171ZM188 165H191V167H189ZM159 166V165H157ZM164 166V165H163ZM208 166V165H207ZM160 167V166H159ZM162 167V166H161ZM166 167V166H164ZM166 169V168H165ZM217 169V168H216ZM259 169V168H258ZM256 168V170H258ZM78 171V173L76 171ZM112 170V169H111ZM210 170V169H209ZM225 170V168H224ZM240 170V169H239ZM217 171V170H216ZM262 171V170H259ZM258 171V172H259ZM2 172V170H1ZM75 172V174H74ZM96 172V171H95ZM137 172V171H136ZM211 172V171H210ZM208 172V174L210 173ZM219 172V171H218ZM257 172V173H258ZM82 173V172H81ZM185 173V174H184ZM207 173V172H206ZM245 173V172H244ZM32 174V175H31ZM69 174V175H68ZM171 176V173H169ZM184 177L182 178L181 176ZM207 174V175H208ZM231 174V173H230ZM240 174V175H239ZM242 173H238V175H236L237 177L232 178L235 179L236 182L238 183H242V177H241ZM261 174V173H260ZM2 175V174H1ZM10 175V174H9ZM83 175V174H82ZM89 175V174H88ZM87 175V176H88ZM174 175V174H173ZM186 175V176H185ZM211 175V174H210ZM6 176V175H5ZM12 176V174H11ZM23 176V175H22ZM86 176V177H87ZM180 176V177H179ZM233 176V175H232ZM4 177V176H3ZM2 177V178H3ZM13 177V176H12ZM72 177V176H71ZM71 177H67L69 180H66L65 177L61 178V180L63 181V183H70V185L73 183L71 181ZM84 177V175H83ZM89 177V176H88ZM158 177V178H159ZM157 178V177H156ZM181 178V179H180ZM223 178V177H222ZM59 179V177H58ZM116 179V180H117ZM198 179V178H197ZM230 178H228L226 181L221 182L220 185H218V187L215 188V191H223L222 194L225 191H230L232 189V183H230L229 181ZM230 179V180H232ZM52 180V179H51ZM74 180V177L73 179ZM101 180V179H100ZM118 180V181H119ZM141 180V179H140ZM235 180H232L235 182ZM238 180V181H237ZM245 180H247L245 178ZM59 181V180H58ZM61 181V182H62ZM104 181V180H103ZM152 181V179H151ZM204 181V179H203ZM212 181V180H210ZM217 181V180H216ZM231 181V182H232ZM251 181V180H250ZM28 182V183H27ZM61 182L59 181V184H61ZM157 182V181H156ZM130 183V182H129ZM145 183V182H144ZM238 183V184H239ZM17 183H8V188L6 193H8V196H11L13 194V192H16V189H20V186L18 184V188H17ZM139 184V183H138ZM146 184V183H145ZM235 184V183H233ZM243 184V183H242ZM252 185H254V188L256 189V199L255 202H260V206L258 208L257 211H255L254 213H249V211H247L245 214H242L241 211L238 210V208L236 206L234 207H230L227 210L224 211V214L227 215L229 217V219L232 221L231 223L227 224L226 227V234L229 235L228 237L231 239H229L230 241L224 242L223 239V244L226 243V249H228L229 251L232 250V247H235L237 245L241 244H246L247 241L243 238H240L239 235V231L240 229H246L248 232L247 234L250 233L249 229H247L248 225L250 222L257 220L261 222L262 226L261 227H257L255 230V237H256V245H255V249H253V251H251L250 253L247 252H242L240 253L241 255V260L243 261V263H237V264H264V168L262 171V174L260 175L259 179L257 178V182L252 183ZM2 185V184H1ZM23 185V183H22ZM53 185H55L53 183ZM141 185V184H140ZM124 186V185H123ZM214 186V184H213ZM235 185H233L234 187ZM238 186V185H237ZM240 186V184H239ZM238 186V187H239ZM25 187V186H24ZM73 187V186H72ZM152 187V188H151ZM249 187V186H248ZM253 187V186H251ZM76 188V186H75ZM124 188V187H123ZM245 188H247L245 186ZM16 191H15V190ZM110 189V191H109ZM213 189V188H212ZM220 189V190H219ZM236 189V187H235ZM252 189V188H250ZM199 190V188H198ZM197 190V191H198ZM240 190V189H239ZM78 191V190H77ZM116 191V190H115ZM209 191V190H208ZM214 191V193H216ZM19 192V191H18ZM15 193V194H18ZM49 194H54L57 197V199L54 201L52 198L48 199L50 195ZM200 192V191H199ZM198 192V193H199ZM234 192V188L233 191L231 192V194ZM249 192V191H248ZM122 192L119 191V193H114V195L112 194L113 198H115L114 200H116V202H120L123 201L124 197L123 195L125 194H121ZM243 193V191H242ZM130 194V193H129ZM202 194V192H201ZM225 194V193H224ZM236 194V193H235ZM240 194V192H239ZM239 194L236 196V200L234 202H236V205H241L243 208V204L246 202L247 198H242L240 196V198H237L239 196ZM2 195V194H1ZM97 195V194H96ZM106 195V194H105ZM104 195V196H105ZM139 196L140 193L138 194ZM233 195V194H232ZM242 195V194H241ZM5 196V195H4ZM3 196V199H4ZM7 196V194H6ZM15 196V195H14ZM48 196L47 200L48 204L51 203V205H49V208L47 210H45V213L43 214V210L46 208L45 207V199ZM137 196V195H136ZM207 196V195H206ZM221 196V194H220ZM98 197V196H97ZM201 197V196H200ZM209 197V196H208ZM224 197V196H223ZM222 197V198H223ZM2 198V196H1ZM8 198V197H6ZM12 198V197H11ZM18 198V199H19ZM100 198H102L100 196ZM105 198V197H104ZM110 198V196H109ZM2 199V200H3ZM9 199V198H8ZM7 199V200H8ZM17 199V200H18ZM107 199V198H106ZM6 200V199H5ZM85 200V201H86ZM109 200V199H108ZM133 200V199H132ZM224 200V199H223ZM226 200V199H225ZM14 201V200H13ZM83 201V203L85 202ZM113 201V202H112ZM138 201V202H139ZM248 201H250L248 199ZM135 202V201H134ZM179 202V201H178ZM254 202V201H253ZM252 202V203H253ZM6 203V202H5ZM15 203V202H14ZM23 205H21V204ZM113 203V204H112ZM249 203V202H248ZM252 203L250 202V204L252 205ZM88 204V203H87ZM118 204V203H117ZM123 204V203H120ZM246 204V203H245ZM244 204V205H245ZM85 205V204H84ZM134 205V204H133ZM258 205V203H257ZM22 206L24 208H22ZM123 206V205H121ZM177 206V205H176ZM246 206V205H245ZM15 207V206H14ZM13 207V208H14ZM27 207V206H26ZM86 207V206H84ZM117 207V206H116ZM175 207V206H174ZM203 207V206H201ZM252 207V206H251ZM258 207V206H257ZM2 208V207H1ZM12 208V209H13ZM15 208V209H16ZM144 208V209H145ZM199 208V207H198ZM143 209V208H142ZM146 209V210H147ZM215 209V208H214ZM70 210V212H69ZM138 210V209H136ZM141 209H139L138 211H135L134 215H133V219L131 222H126V219H118L117 221L114 220V225L117 224V227L119 228V230H123V231H134L135 234H138L137 236L139 237V235L141 234H145L148 231V226L146 227V220H148L150 218L151 221V226L153 223H155V221H153V216H152V220L151 217H149V215L147 214V216L143 215L142 213L145 211H142V213H140ZM167 210V209H166ZM252 210H254L252 208ZM101 211H106L105 213L102 212L101 215ZM112 212V211H111ZM119 212V211H118ZM117 212V214H118ZM180 212V211H179ZM219 212V211H218ZM103 213L105 216H103ZM120 213V212H119ZM122 213V212H121ZM120 213V216H121ZM129 213V212H128ZM215 213V212H214ZM11 214V213H10ZM84 214V213H83ZM88 214V212H87ZM218 214V213H217ZM110 218V213H108ZM112 215V214H111ZM179 215V214H178ZM212 215V214H211ZM113 216V215H112ZM111 216V217H112ZM117 216V215H116ZM119 216V215H118ZM125 216V215H123ZM174 216V214H173ZM221 216V215H220ZM8 217V219H7ZM91 217V216H90ZM122 217V216H121ZM146 217V218H145ZM182 217V215H181ZM184 217V216H183ZM203 217V216H202ZM118 218V217H117ZM130 218H132V216H130ZM155 218V217H154ZM165 218V216H164ZM162 219V218H161ZM212 219V218H211ZM224 219V218H223ZM222 219V220H223ZM126 220V221H125ZM175 220V219H174ZM227 221V222H230ZM130 221V220H129ZM148 221V222H150ZM170 221V220H169ZM224 221V220H223ZM226 221V220H225ZM166 222V221H165ZM165 222H163V224H165ZM208 222L209 220L206 219L205 223ZM212 222V220H211ZM219 222V221H218ZM21 223V222H20ZM112 223V221H111ZM158 223V221H157ZM162 223V222H161ZM172 223V222H170ZM202 223V221H201ZM204 223V224H205ZM223 223V222H222ZM87 224V223H86ZM109 224V223H108ZM160 224V223H159ZM158 224V225H159ZM211 224V223H210ZM215 224V223H214ZM6 225V224H5ZM113 225V224H110ZM150 225V224H147ZM155 225V224H154ZM153 225V226H154ZM216 225V224H215ZM18 226V227H17ZM163 226V225H162ZM161 226V227H162ZM167 226V224L165 225ZM109 227V225H108ZM164 227V226H163ZM206 227V226H205ZM204 227V228H205ZM255 227V226H254ZM107 228V229H106ZM166 228V227H165ZM174 228V227H173ZM177 228V227H176ZM182 228V227H181ZM207 228H208V224H207ZM206 228V230H207ZM216 228V226H215ZM149 229H151L149 227ZM178 229H180L178 227ZM221 229V228H220ZM188 230V229H187ZM191 230V229H190ZM218 230V229H217ZM18 231V230H17ZM117 231V230H116ZM122 231V233H123ZM152 231V230H151ZM223 231V230H222ZM221 231V232H222ZM228 231V233H227ZM12 232V231H11ZM120 232V231H119ZM189 232V230H188ZM219 232V231H218ZM13 233V232H12ZM16 233V232H14ZM111 233V232H110ZM126 232H124L125 234ZM187 233V232H186ZM191 233V232H190ZM195 233V231H194ZM193 233V234H194ZM210 233V232H209ZM208 233V235H209ZM197 233H195L194 235H196ZM219 234V233H218ZM224 234V232H223ZM108 235V236H107ZM126 235V234H125ZM243 235V234H242ZM92 236L91 241L90 239H88V237ZM214 236V235H213ZM245 236V235H244ZM250 236V235H249ZM112 237V236H111ZM114 237V235H113ZM129 237V236H128ZM131 237V235H130ZM159 237V236H158ZM157 237V238H158ZM164 237V236H163ZM195 237V236H194ZM197 237V236H196ZM220 237V236H219ZM246 237V236H245ZM251 237V236H250ZM120 237H117V239ZM192 238V237H191ZM0 239H4V237H0ZM10 239V238H9ZM127 239V238H125ZM182 239V237H181ZM227 239V238H226ZM178 240V239H177ZM190 240V239H189ZM192 240V239H191ZM202 240V239H201ZM206 240V239H205ZM209 240V239H208ZM216 240V239H215ZM61 244H59L60 242ZM123 241V240H122ZM152 241V240H151ZM180 241V240H178ZM185 240H183L184 242ZM10 242V241H9ZM116 242V243H115ZM144 242V241H143ZM146 242V241H145ZM181 242V241H180ZM181 242V243H183ZM194 242V241H193ZM202 242V241H201ZM204 242V241H203ZM211 242V241H210ZM220 242V241H219ZM122 243V242H121ZM150 243V242H149ZM65 244V246H64ZM148 244V243H147ZM151 245V244H150ZM167 245V244H166ZM212 245V244H211ZM235 245V246H234ZM119 246V245H117ZM217 246V245H216ZM189 247V245H188ZM187 247V248H188ZM215 247V246H214ZM218 247V246H217ZM254 247V246H253ZM121 248V247H120ZM119 248V249H120ZM160 248V247H159ZM165 248V247H163ZM186 248V249H187ZM194 248V245L193 247ZM224 248V247H223ZM162 249V247H161ZM191 249V246H190ZM225 250V248H224ZM223 250V251H224ZM227 250V251H228ZM124 251V249H123ZM169 251V250H168ZM193 251V250H192ZM240 251V249H239ZM155 252V251H154ZM166 252V251H165ZM217 252V251H216ZM195 253V252H194ZM227 253V252H226ZM153 254V253H151ZM150 254V255H151ZM158 254V255H157ZM193 254V253H192ZM202 256L205 259L206 254H204L202 252ZM190 255V254H188ZM208 255V254H207ZM223 256V255H222ZM221 256V257H222ZM231 256V255H230ZM202 257V258H203ZM209 258V257H208ZM226 258V257H224ZM189 259V258H188ZM210 259V258H209ZM229 259V258H228ZM187 259H185L186 261ZM193 260V258H192ZM208 262V260H206ZM231 261V259H230ZM184 262V260H183ZM182 262V263H183ZM190 262V261H189ZM181 263V264H182ZM229 263V262H228ZM187 264V263H186ZM230 264V263H229Z\"/></svg>",
	"mask_w": 264,
	"mask_h": 264
}]
</instances>
